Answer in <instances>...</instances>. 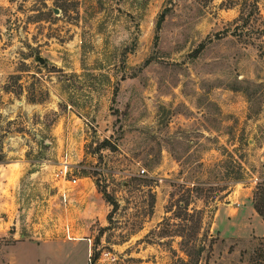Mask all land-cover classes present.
I'll use <instances>...</instances> for the list:
<instances>
[{
	"label": "rangeland",
	"instance_id": "obj_1",
	"mask_svg": "<svg viewBox=\"0 0 264 264\" xmlns=\"http://www.w3.org/2000/svg\"><path fill=\"white\" fill-rule=\"evenodd\" d=\"M0 139V264H264V0H0Z\"/></svg>",
	"mask_w": 264,
	"mask_h": 264
},
{
	"label": "trees",
	"instance_id": "obj_2",
	"mask_svg": "<svg viewBox=\"0 0 264 264\" xmlns=\"http://www.w3.org/2000/svg\"><path fill=\"white\" fill-rule=\"evenodd\" d=\"M163 17H164V14L162 13L160 15L159 20H158V25L160 24V20H162ZM158 25H157V28H158ZM5 157H6V154L4 152V142L0 139V162H2ZM240 176H238L236 178V181H240V179L242 178ZM260 187H263V188H261V192H264V185L260 186ZM261 199H263V198H261ZM107 200L110 202V204L113 207L116 205V202L110 201L108 196H107ZM263 205L264 204L260 205L257 203V204H255V209L259 213V215H261V217L264 220ZM207 236L208 235H206L205 239L207 238ZM205 239L199 241L198 245L196 246V249H193L192 251H187L185 253V257H178L177 260H175V264H201L202 254L205 250V244H204ZM263 239H264V236H263Z\"/></svg>",
	"mask_w": 264,
	"mask_h": 264
},
{
	"label": "built area",
	"instance_id": "obj_3",
	"mask_svg": "<svg viewBox=\"0 0 264 264\" xmlns=\"http://www.w3.org/2000/svg\"><path fill=\"white\" fill-rule=\"evenodd\" d=\"M144 169H141V173L144 172ZM55 177L56 179H58V181L61 182H69L70 184H74L77 183V178L76 177H71L69 178L68 175V170L67 167H63L57 170V172H55Z\"/></svg>",
	"mask_w": 264,
	"mask_h": 264
},
{
	"label": "crops",
	"instance_id": "obj_4",
	"mask_svg": "<svg viewBox=\"0 0 264 264\" xmlns=\"http://www.w3.org/2000/svg\"><path fill=\"white\" fill-rule=\"evenodd\" d=\"M217 212L220 213V209H219V211H217ZM218 213H217V214H218ZM263 234H264V232L261 231V232H260L259 234H257V235H263ZM88 241H89V239H88ZM20 242H24V241H20ZM17 243H19V242H16L15 244H17ZM30 243H34L38 249H41L43 244H48V243L55 244V243H57V242H45V241H42V242H30ZM85 243H86V260H85V262H84L83 264H85V263L87 262V260L89 259L88 257H89V255H90V242H89V243H88V242H85ZM15 244H14V245H15ZM14 245H13V246H14Z\"/></svg>",
	"mask_w": 264,
	"mask_h": 264
},
{
	"label": "water",
	"instance_id": "obj_5",
	"mask_svg": "<svg viewBox=\"0 0 264 264\" xmlns=\"http://www.w3.org/2000/svg\"><path fill=\"white\" fill-rule=\"evenodd\" d=\"M55 13L57 12V9L54 11ZM43 60L42 59H40V62H42Z\"/></svg>",
	"mask_w": 264,
	"mask_h": 264
}]
</instances>
